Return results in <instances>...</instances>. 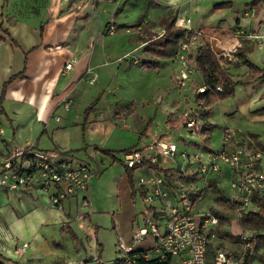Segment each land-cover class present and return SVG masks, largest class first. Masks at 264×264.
<instances>
[{
    "label": "crops",
    "instance_id": "1",
    "mask_svg": "<svg viewBox=\"0 0 264 264\" xmlns=\"http://www.w3.org/2000/svg\"><path fill=\"white\" fill-rule=\"evenodd\" d=\"M216 1L218 0H0V36L3 38L0 41V116L8 120L11 136L16 137L18 143L32 144L34 148L41 150H57L61 153L83 151L93 154L96 164L99 161L102 167L110 165L113 162L112 156L118 158L122 150L142 147L152 141L157 134H154L150 125L147 126L150 121L145 123L150 118L152 108L147 114L143 112L144 116H135V108L146 95V87L151 86V82L145 77L135 85L126 83L124 86H112L105 80L112 74L139 72L147 76L149 72L151 81L155 84L162 78H166L171 85L174 84L180 70L177 55L154 59L143 52L146 42L151 38L147 35V31L152 30L149 26L161 27V20L168 17L163 13L149 17L146 9L152 7L153 3L159 9H174L173 17H184L189 20L188 25L191 23L194 28H202L213 34L216 43L212 44L211 49L233 80L244 78L248 72L247 67L233 53L237 47H249L247 58L256 65L264 64V18L259 14L264 11V3L262 2L263 7L247 3L244 7L235 9L236 14L231 22H226L220 19L218 9L211 7ZM190 15L195 20L186 17ZM11 19L15 21L12 26L9 25ZM110 25L115 27L112 34L107 32ZM3 29L8 30L9 36H6ZM203 44L206 43L199 45ZM195 51L196 47L192 48L189 55L191 69L183 82L184 86L203 85L202 74L193 64ZM133 53L137 57L133 56L130 62L122 59V56L131 57ZM227 55L231 58L235 56L236 59L231 60L225 57ZM150 59H154L157 65L140 64L142 60ZM67 62L71 63V67L66 70L64 65ZM92 73L96 76L90 82L88 77ZM243 87L240 89H245V98L241 97L234 104L218 107L217 115L222 120L221 133L228 127L225 125L224 115L232 114L233 111L240 114L249 125H264V81H254ZM105 90V102L93 107L91 115L82 117L83 104L98 94L100 99V93ZM116 90L122 91V94L117 96L110 93ZM64 100H70L67 110L63 107ZM219 100L207 103L204 101L202 104L194 98L195 102L189 103L197 109L196 114L202 122V132L200 137L195 138L196 141L187 142L181 137L186 132L182 124L173 129L180 137L178 142L195 147L191 155L199 157L171 160L175 163L169 167L165 177L171 193L175 194L178 186L189 183L201 186L203 180L199 177V170L194 171V166L205 161L208 152L215 151L207 142L216 126L213 120L216 115L214 108L216 104L222 103ZM157 102L160 103V111L165 113V124L168 113H175L178 107L185 105L175 100L163 101L159 97ZM118 107H123L126 117L115 122L108 115L113 111L118 113ZM205 110H208L207 114ZM177 115L173 114L174 117ZM206 124L212 127L207 129L204 127ZM170 128V125L165 127ZM5 133L6 131L4 135ZM239 138L252 140L253 145L263 151L254 139ZM4 139L9 140L5 136ZM9 141L13 142L12 139ZM176 145L179 148L178 143ZM102 150L109 151V154H104ZM101 155L104 159L100 158ZM76 161V164H87L92 169L89 162ZM261 162L262 158L260 167L264 172ZM139 169L144 176L154 173L146 167ZM208 175H211V179L207 183L210 188L207 189L217 191L220 199L227 203L240 202V195L231 185L233 172L227 165L220 166L218 172ZM92 176L88 180L86 204L82 203V196H74L63 200L57 208L50 206V191L43 192L33 188L18 192L0 188V264L5 263V259L11 262L13 259L22 261L41 257L47 260L46 264L49 261L52 264V260H55L53 264H75L80 261L89 264L94 257L100 260V264H105L101 259L99 229L106 224L109 216L115 219L112 208L107 209L112 205L109 201L112 202L113 194L119 189L116 185L121 181H124V185L127 184L131 196L137 192L138 187L134 181L133 187L129 186L124 172L107 184L105 178L91 180ZM105 185L108 195H102V199L107 202V207L99 203L98 195ZM144 193L140 188L139 195L142 197ZM219 213L230 222L228 225L222 224L218 230L214 229L209 240V250L225 246L244 259L246 264H264L260 258L262 249L253 253L252 242H245L241 238L243 231L247 229L240 226L237 218L233 222L229 215ZM50 227H60L62 243H55L54 239L49 243L45 238L44 234L52 235L53 238V232H49ZM217 231L222 232L221 237ZM67 232L71 234V251L64 249L70 244ZM120 238L122 239L121 236ZM27 241L28 247L24 251L13 254L14 246L18 248ZM32 242L35 245L31 249ZM167 264H179V261L175 257H167Z\"/></svg>",
    "mask_w": 264,
    "mask_h": 264
},
{
    "label": "built area",
    "instance_id": "2",
    "mask_svg": "<svg viewBox=\"0 0 264 264\" xmlns=\"http://www.w3.org/2000/svg\"><path fill=\"white\" fill-rule=\"evenodd\" d=\"M188 22L184 17L176 18V24L187 30L185 37L178 43L176 54L180 63L177 78L183 81L187 79L190 70L188 56L192 48L202 42L212 48V44L216 43L213 35H205L193 28L188 29ZM114 31L113 25L108 26V33L112 34ZM225 57L236 59L230 55ZM70 67V62L65 63L64 69ZM94 80V75L89 78L90 82ZM203 88L200 86L199 90L202 91ZM69 105L70 100L63 101L66 110ZM182 126L190 138L200 137L202 122L198 114H187ZM61 154L57 150L36 149L32 144L15 145L4 139V129L0 124V187L18 192L33 188L43 192L50 191V206L54 208L59 207L66 198L74 196H82L81 201L86 204L88 180L93 171L87 164L73 165ZM120 154L121 162L127 167L146 161L162 168L161 162L173 160L175 157L186 160L199 157L180 150L176 143L162 137L155 138L142 147L126 149ZM262 155V151L256 148L252 141L239 138L233 129L226 127L221 133L219 149L208 152L205 161L197 166L199 177L203 180L201 186L194 183L181 185L173 194L161 172L153 170L154 173L150 176L140 177L138 189L139 192L140 188L145 192L142 199L146 212L143 213L148 227L134 228L131 244H125L118 238L117 245L122 253L110 264H140L142 260H163L167 257L177 258L179 264H246L225 246L216 247L212 253L209 252V240L217 226L218 218L210 211L193 213L191 207L197 192L207 186V175L216 173L220 166L227 165L233 172L231 185L241 198L236 208L238 217L243 212L255 210L251 195L257 192L264 197V172L260 167ZM158 219H164L163 231L159 229ZM148 234L154 239L152 248L135 249V245ZM251 237L250 230H244L241 236L245 242H249ZM26 248L27 243H23L18 248L14 246L12 252L19 254ZM75 264L85 263L80 261ZM89 264H100V260L94 257Z\"/></svg>",
    "mask_w": 264,
    "mask_h": 264
},
{
    "label": "rangeland",
    "instance_id": "3",
    "mask_svg": "<svg viewBox=\"0 0 264 264\" xmlns=\"http://www.w3.org/2000/svg\"><path fill=\"white\" fill-rule=\"evenodd\" d=\"M252 1H254V0H218L216 2H224V5L219 7V8H216V9H218V12L220 14V19H223L226 22H231V19L236 14L235 9H238V8L240 9V8L244 7L245 4H247V3L249 5V3H252ZM262 2L264 3V0H255L253 2V4H256L258 6L261 5L263 7ZM212 5H211V7H212ZM162 13L167 14V16H170V15L173 16L175 14V10L173 9V10L169 11V10L156 8V4H154V3L152 5V7H148L146 9V14L149 17L150 16L153 17L155 14H162ZM259 14L261 16H263V18H264V11L263 12L260 11ZM186 17L187 18L190 17L191 19L195 20L193 15L186 16ZM149 27L152 28L151 31H147L148 32L147 35L149 37H154V35L162 32L161 27H158V26L153 27L152 25H150ZM191 28H193L195 30H200L205 35H213V34L209 33L207 30H204L202 28H194L192 26V24L190 23L188 25V29H191ZM133 56H136V54L133 53V55H131L132 58L128 57L127 55H124V56H122V59H125L124 61L130 62V60H133ZM188 57L190 59V56H188ZM131 63H133V61H131ZM258 66H260V65H258ZM263 66H264V64L261 65V67H263ZM190 69H191V67H190ZM93 75L96 76V74L92 73L89 75V77H91ZM89 77H88V79H89ZM145 77L148 81L151 82L150 83L151 86L146 87V92H145L146 95L143 98H141V100H139L138 107L135 108L136 109L135 116H137V115L144 116L143 112H145L147 114L148 111H150L152 108V113L150 115V118H149V120L146 119L145 123H148V121H150L147 124V126L150 125V127L153 128V130H154V134H157L154 137L155 138L162 137V138L167 139L169 141H172L176 144L178 143L180 150H184L188 154L193 153L192 151L195 149V147L188 145V144L179 143L178 140L180 137L178 136V132L173 131V129L176 128L179 124L183 123L187 114H189V115H192V114L195 115L196 114L197 109H195L194 105H190L189 103L193 104L195 102L194 98L196 99V96H197L198 92L200 91L199 90L200 86H190V85L188 86V84H187V86H184V84H183L184 81L181 79H177V77L175 78L173 85H171L170 84L171 82H168L166 78H162L160 80V82L155 84L153 80L151 81L152 76L149 75V72H147V76H144L143 74H140L139 72H130V73L123 72L120 75L112 74L105 81L110 83L112 86H114V85L124 86V84H126V83H130V84L135 85L138 82H142ZM234 86H235V88H234L233 94L223 98L222 100L220 99L219 102L221 101L222 103L216 104L215 108H214V111H215L214 114H216V115H215V118H213V120H214V124L216 126L211 131V136L209 137V142H207L208 146L213 150H217L220 147V136H221L220 126L222 125V120L217 115L218 107L220 108V106L226 105V104H234L236 99L238 100L241 97L245 98V96H246L245 89H240V88H244L243 87L244 85L239 86V84H236ZM105 89L107 90V88H105ZM106 90L104 93L103 92L100 93V99H99V94H98V95H95L94 98L88 99L83 104L84 106L81 110L82 117H85L87 115H91L93 107H95L96 105H101V103L105 102V95L107 94ZM110 93H115L117 96H119L122 94V91L116 90V91H110ZM92 94H93V92H92ZM131 94H134V92H131ZM157 97L162 98L163 101L175 100L176 102H183L185 105L183 106L181 104L182 106L178 107L175 110V113L174 112L168 113L169 115L167 116V122L165 124L164 123L165 113H164V111H160V109L158 107L160 105V103H159L160 101L157 102ZM196 101L200 102L202 104L204 103V101H198L197 99H196ZM263 101H264V97H263ZM137 102H138V100H137ZM206 103H207V101H206ZM174 105H177V103ZM194 109H195V111H194ZM116 111H118V113H115L113 111L111 113V115H108L109 119H111L115 122H120L121 118L126 117V113H124L126 111L123 109V107L117 109ZM105 114L107 115V113H105ZM173 114H178V115H177V117H174ZM106 115H105V117H107ZM223 118L226 119L225 125H227L231 129H233L238 134L239 137L252 138L256 141V143L260 144V147L263 148V151H262L263 157H262L261 166L264 168V125H257V124L249 125L248 122H246V120L240 114H238L237 112H234V111L232 112V114L224 115ZM0 119H1V125H2L3 129H4V131H6L4 136L7 137L9 140L12 139L13 144L22 145L21 143H18L16 137L11 136L12 133H11L9 123L7 122L8 120L3 116H0ZM169 125L171 128L165 129V127L168 128ZM182 136L187 142L190 140L196 141L195 138H190L186 132H185V134L181 135V137ZM9 137H11V138H9ZM148 142H150V141H148ZM141 143H142V141H141ZM66 152L67 153H62L61 156L65 157L66 159L71 161V163L73 165L76 164V162H77L76 160H82V161H86V162L90 163V166H92V171H93V176H92L91 180H96L97 178H100V179L105 178V184H107V182H109L110 180L118 178V176L120 175L121 172H124V166L121 162V154L118 155V160H114L110 165H107L106 167H104V166L102 167V165L100 164L99 161H98V164H96L95 159H94L95 156H93V154H88V153L86 154L83 151L81 153H77V151H72V152L66 151ZM103 157L104 156H102V155L100 156V158L104 159ZM175 160H178V157H175ZM179 162H181V160ZM174 163L175 162H172L171 160H166V161L161 162L160 165H161V167L169 168L172 165H174ZM194 171H197V165L194 166ZM210 176L211 175H208V183L210 182L209 179H211ZM140 177L145 178L144 173L142 171H140L139 168H137L133 173V181L137 187L140 185V183L138 181ZM126 185H127L126 183L124 185V181L119 182V184L117 183L116 187L119 188L118 192L113 194V196L111 198L112 202L109 201V203L112 205H110L107 208V209L112 208L111 212L114 213L115 219L113 220L109 216L106 224H104V226L99 229V240L102 244L101 259L103 260V262L104 261L106 262L105 264H110L108 262L110 259L117 258L121 255L122 252L119 250L118 245H117V241H118V238H120V236L122 237L125 244H131V242H132V237H131L132 236V230L134 228H138V227H148L146 225V222L144 221V213H143V212H146V207H145V204L143 202L142 197L139 195L140 194L139 190L136 189L137 192H135L131 196V195H129L130 192H129L128 186H126ZM0 188L3 190L2 187H0ZM207 188H210V186L208 185V186L202 187L197 192L199 194L196 196V198L193 199L194 202H193L192 207H191V211L193 213L210 211L212 213L217 212L218 214H220L219 212H221L222 214L229 215L233 222L236 221V218H237V220H238V218H240V217H238V214L236 212V208L239 204L237 201L227 203L225 200L220 199L221 197L217 195V191L213 192L212 189H207ZM107 190H108V188L105 185L103 188H101L100 192L98 193L99 203L101 205H103L104 207H107V202H105L102 199V195L107 196L108 195ZM116 191H117V189H116ZM195 199H197V200H195ZM147 205H149V204H147ZM211 207H212V209H211ZM213 207H216V209H213ZM111 212L109 211V213H111ZM221 220H222V224L226 223L228 225V223L230 222L224 216H222ZM157 222L159 224L160 231H163L164 230V224H163L164 219H158ZM113 223H114V225H113ZM54 230H55V232H54ZM50 231L53 232V238H51L52 235L49 236V235L44 234L45 238L48 239L49 243L52 241L51 239H54L55 243H62L61 242L62 238L59 236L60 227H56V228L50 227L49 232ZM220 233L222 234V232L221 231L218 232L219 237H221ZM67 235H68V239H70V244L67 245L64 249L67 251H71L73 249V245L71 244V234H69L67 232ZM153 242H154V239L152 238V236L150 234H148L147 236H145V238L141 242H139L135 245V249H143V250L151 249L153 246ZM25 243H27V247H28V241ZM34 245H35V242H32L31 243V249H32V246H34ZM54 246H56V245H54ZM251 249L253 250V253H254L255 248L251 247ZM15 261H16V263H15ZM46 261L47 260H45L42 257L39 259L28 258V259H23L22 261H18V260L13 259V260H11V262L8 259H5V263H3V264H46ZM247 261H248V259H247ZM262 261H264V260H262ZM0 262H1V260H0ZM54 262H55V260H52V264ZM49 264H50V261H49Z\"/></svg>",
    "mask_w": 264,
    "mask_h": 264
},
{
    "label": "trees",
    "instance_id": "4",
    "mask_svg": "<svg viewBox=\"0 0 264 264\" xmlns=\"http://www.w3.org/2000/svg\"><path fill=\"white\" fill-rule=\"evenodd\" d=\"M254 1H252V3ZM223 5L224 2H215L212 5V8L216 9ZM14 23L15 21L13 19L9 21L10 26L14 25ZM160 23L163 29L162 33L156 34L154 37L149 38L143 48V52L146 53L150 58L154 59L175 56L178 53V43L185 37L187 32L186 28L178 26L176 24V18L171 15L168 17H164ZM1 29L2 28L0 25V30ZM3 32L6 34V36H9V32L7 29H3ZM1 40H3V38L0 36V41ZM11 42L12 44H14L13 40H11ZM249 51V47L246 46L237 47L235 49L234 54L239 57L241 64L247 67L248 72L244 78L233 80L231 74L227 71V69L219 64L215 53L208 44L197 45L193 64L196 65V68L202 74V86L204 88L202 91L198 92L196 99L198 101L207 102L217 101L219 99H223L227 96L232 95L234 92V85L236 84L249 85L254 81H264V66L261 67L251 62L247 58V53H249ZM154 59L142 60L140 64L144 66H155L157 65V62ZM205 113L207 114L208 110H205ZM204 127L209 129L212 126L210 124H206L204 125ZM102 151L104 154H109V151L107 150ZM112 160H118V158L112 156ZM123 166L124 177L130 187H133V173L139 167L150 168L157 172L161 171L164 177H166L167 172H169L170 170L169 168H159L156 164H151L146 161H143L140 164L134 165L132 167H127L124 164ZM250 199L251 202L255 205L256 209L241 213L238 221L243 229L252 231V239H250L251 242L253 241L252 248H255L254 250L261 248L262 254L260 253V258L261 260H264V197L260 196L257 192H254L251 195ZM213 214L218 218V223L216 226L218 230L222 225V216L217 212H214ZM209 252L212 253L213 251L209 250ZM242 260L245 263V260ZM140 264H167V258L163 260L151 258L148 260H142Z\"/></svg>",
    "mask_w": 264,
    "mask_h": 264
}]
</instances>
